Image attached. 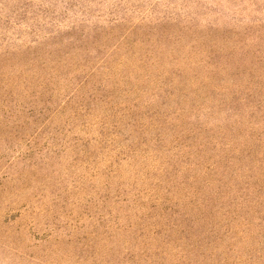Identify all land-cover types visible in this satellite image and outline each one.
I'll list each match as a JSON object with an SVG mask.
<instances>
[{
    "label": "rangeland",
    "instance_id": "obj_1",
    "mask_svg": "<svg viewBox=\"0 0 264 264\" xmlns=\"http://www.w3.org/2000/svg\"><path fill=\"white\" fill-rule=\"evenodd\" d=\"M0 264H264V0H0Z\"/></svg>",
    "mask_w": 264,
    "mask_h": 264
}]
</instances>
